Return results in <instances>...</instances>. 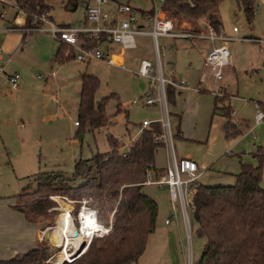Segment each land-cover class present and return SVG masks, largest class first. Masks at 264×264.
I'll use <instances>...</instances> for the list:
<instances>
[{
    "label": "rangeland",
    "instance_id": "1",
    "mask_svg": "<svg viewBox=\"0 0 264 264\" xmlns=\"http://www.w3.org/2000/svg\"><path fill=\"white\" fill-rule=\"evenodd\" d=\"M121 2L125 3L126 0ZM128 2L135 8H152L151 0ZM49 3V14L55 23H74L83 19L82 5L69 11L63 0H49ZM155 3L156 10H161V0H155ZM2 5L8 7L5 16H11L15 7L0 3V12ZM218 10L222 22L221 32L225 37H234L232 28L236 26L238 34L235 37L260 39L258 42L240 39L226 42L230 63L224 68L223 79L219 82L214 81L203 66V57L210 48L207 40L158 38L165 70L177 79L184 77L189 86L187 90L175 93L173 103L168 102L166 89L171 144L178 157L189 156L198 163L202 172L198 182L203 186L234 184L242 162L252 165L259 163L254 155V144L264 143V121L258 124L254 121L258 104H264V0H255V13L251 22L238 8L237 0H222ZM113 11L111 9L112 15ZM163 14L167 15L164 11ZM183 26L185 23L178 25ZM19 34L22 35L21 32ZM134 38L137 47L124 51L123 66L97 60L86 63L76 59L63 66L50 65L58 41L41 31H34L25 38L23 50H20L24 58L17 69L25 74V91L15 101L14 96L8 100L0 97V259L8 257L14 249H21L24 242L12 240L1 231L5 226H14L17 232L21 230L16 219L19 215L9 212L12 209L9 202L23 204L53 190L40 185L47 172L71 177L76 161L90 159L97 152L110 150V135L119 140L120 151L126 152L131 141L139 136L142 121L153 123L164 118L163 107L159 103H144L149 94L147 79L136 72L139 59L154 57L152 39L142 35ZM63 48L65 53H73L69 46L63 45ZM168 62L173 64V69L169 68ZM52 71H55L53 77ZM79 71L91 73L99 79L95 100L100 102L106 98L103 108L109 121L98 129L91 130L88 125L82 128L74 124L78 119ZM229 98L235 117L246 120L249 126L245 129L246 126L244 128L241 123L243 133L233 137H225L222 127L224 119L218 110L214 113L215 99L221 110L228 112ZM134 99L136 103L132 102ZM5 108L9 113H5ZM15 108L18 110L14 111ZM179 134L181 137H178ZM169 160L170 147L163 142L155 152V166L166 168ZM262 166L264 186V161ZM163 176L164 170H150L146 183L160 180ZM82 182L83 178H76L74 184ZM52 184L56 188L62 185L60 181ZM143 191L157 202L155 231L150 235L145 251L130 264H187L189 253L184 230L178 234L174 221L170 225L164 224V220L172 213L167 185L145 184ZM19 194H23L20 199L16 198ZM47 196L53 205L46 209L44 215L37 216L34 223L39 228L51 263L69 262L79 256H67L74 250L69 246L66 253L62 244L64 241L60 237L57 238L53 233L52 238L46 236L56 226L64 227L70 223L68 220L58 224L63 209L72 218L70 221L75 228L79 229L77 215L85 202L96 211V221L104 227L99 233L90 235L82 251L92 237L109 233L113 219L108 205L103 211L94 206L96 203L90 197L78 200L58 194ZM195 226L191 237L192 262L199 259L204 242L196 235Z\"/></svg>",
    "mask_w": 264,
    "mask_h": 264
},
{
    "label": "trees",
    "instance_id": "2",
    "mask_svg": "<svg viewBox=\"0 0 264 264\" xmlns=\"http://www.w3.org/2000/svg\"><path fill=\"white\" fill-rule=\"evenodd\" d=\"M14 1L27 14V23L31 22L33 14L49 13L51 8L49 0ZM63 1L65 7H68L84 6L91 0ZM221 2L222 0H163L162 10L175 19L178 25L189 24L184 29L199 32L210 25L219 30L221 20L218 6ZM237 6L243 11L247 21L251 22L255 13V1L237 0ZM66 56L73 57V53L66 55L62 48L56 53L57 60ZM98 85L99 79L95 75L87 72L81 74L76 121L82 128L88 125L91 130L98 129L109 121L103 108V100L106 98L100 102L95 100ZM173 93L174 88L168 86L169 103ZM262 108L264 110V105ZM227 110L228 112L221 110L226 119L224 135L233 137L241 134L242 126L231 122L232 110L229 106ZM160 133L159 122H153L150 127L141 129L126 152L120 151L119 140L110 135L109 151L97 152L90 159L76 161L71 177L47 172L40 185L53 190L23 204L15 203L11 207L20 211L28 221L34 222L37 216L44 215L46 209L53 205L47 195L58 194L78 200L90 197L96 203L94 206L103 211L109 206L113 219L109 233L92 237L78 257L60 264H130L142 254L149 235L155 229L157 202L143 191V186L148 171H158L154 155L163 142L154 137ZM262 150L263 147H258L254 154L259 160L256 166L243 162L240 164L234 184H199L193 197L196 209L192 222L193 227L196 225V235L204 242L199 259L192 264H264V188L260 185L264 161ZM76 178H83V182L74 184ZM55 181H60L62 185L56 188L52 184ZM22 195L19 194L16 198L20 199ZM68 220L72 223V218L63 209L57 222L64 224ZM49 256L47 247L41 240L32 249L0 259V264H53Z\"/></svg>",
    "mask_w": 264,
    "mask_h": 264
},
{
    "label": "built area",
    "instance_id": "3",
    "mask_svg": "<svg viewBox=\"0 0 264 264\" xmlns=\"http://www.w3.org/2000/svg\"><path fill=\"white\" fill-rule=\"evenodd\" d=\"M0 3L11 5L17 9V14L13 19V26L10 29L20 30L26 34L34 31H46L60 44L72 48L73 58L80 62L101 60L109 64L122 66L123 63L113 58L112 47H119L121 50L136 48L137 44L134 38L136 35L149 36L152 39L154 58L153 60L142 59L136 72L147 79L149 94L144 99V103L146 105L159 103L163 107L164 118L158 121L160 128L162 127L163 130L161 129V133L154 138L169 145L170 160L164 170V176L160 180L148 183H156L161 186L167 185L172 213L164 220V223L169 224L171 221L177 222L181 219L188 243L189 256L187 264H192V215L196 209L193 197L200 184L198 179L202 172L199 170L197 163L190 157L177 158L171 144L172 133L170 132L171 125L166 89L168 86H172L175 89H188L189 86L186 80H176L171 72L165 70L158 38H200L207 40L210 43V48L205 54L203 66L207 72L211 73L216 82L223 79L224 68L230 63V52L226 44L230 38L225 37L220 30L210 25L199 32L178 27L176 20L164 15L162 10H154L152 12L139 11L129 3L115 4L112 15L111 10L105 8L109 5V0H94V2H89L83 6L84 17L82 20L69 24H57L50 19L49 13L45 12L33 14L29 25L25 23L27 14L16 5L14 0L13 2L0 0ZM237 39L260 41L259 38L253 37ZM4 73V66L0 65V76H3ZM7 80L12 89L19 87L18 72H12L7 75ZM219 90L216 92H219ZM132 102L136 103L137 100L134 99ZM258 108L254 116L256 124L264 121V110L261 109L259 104ZM75 124H78V122L75 121ZM150 126L151 123L144 120L142 121L141 129ZM262 147L264 155V145ZM82 210L86 213H91L96 221V211L90 209L84 202L80 206L77 215L79 227L85 221L81 213Z\"/></svg>",
    "mask_w": 264,
    "mask_h": 264
},
{
    "label": "crops",
    "instance_id": "4",
    "mask_svg": "<svg viewBox=\"0 0 264 264\" xmlns=\"http://www.w3.org/2000/svg\"><path fill=\"white\" fill-rule=\"evenodd\" d=\"M109 1H110V3L106 7H108L110 10L111 9H114L115 4H117V3H123V2H121V0H109ZM91 2H94V0H91ZM151 2H152V8H149V9H141V8H135V7L134 8L136 10H139V11L152 12V11L156 10V7H155L156 6V3H155V0H151ZM161 2H162V0H161ZM125 3H129L128 0H126ZM78 6L68 5V7H66V8L69 9V11H74V10H76V8ZM219 6H218V9H219ZM10 7L13 8V6H10ZM7 8L8 7H5V6L2 5V11L0 12V65H3L4 66V69H5L4 75L3 76H0V97L8 100L10 96H14V101H15V99H17L19 97V95L25 91L24 90V88H25V78H26L25 77V74L23 75L22 72H19L17 70L19 68V65H21V63H22V60L21 59L24 58L21 55L20 50L21 51L23 50V45L25 43V38L28 35H31L33 32H30L29 34L24 35L25 33L22 32V31H20V30L10 29L13 26V23H14L13 19L15 17L16 10H15V8H13L14 9L13 14L11 16L7 17V16H5V13H6ZM161 10H162V4H161ZM218 13H219V10H218ZM219 16H220V13H219ZM49 17H50V14H49ZM83 17H84V13H83ZM50 19H51V17H50ZM220 20H221V17H220ZM25 23L28 24V25L30 24V23H27L26 21H25ZM69 23L70 22L63 23V24H69ZM187 27H189V24L185 23V26H183V28H187ZM221 27H222V22H221ZM219 30L221 31V28ZM232 31H233L234 37L232 36L230 39H237V38H239V37H235L238 34V28L236 26H233ZM19 32H21L22 35H20ZM41 32L48 33L46 31H41ZM241 38H245V37H241ZM246 38H248V37H246ZM170 39H184V38H170ZM230 39H228L227 41H229ZM189 41H192V40H189ZM209 47H210V43H209ZM60 48H62L64 50L63 45L59 43L58 44V47H57V49L55 51V53L52 56L51 64L50 65H52V64L59 65L60 64L61 66H63L64 63L69 62L70 60L74 59L72 57L66 56L62 60H57L56 59V53L58 52V50ZM133 49H135V48H133ZM111 50H114V52H112L113 53V58L116 61L123 63L124 62V51L125 50L118 49V47H112ZM65 54L68 55V53H65ZM204 57H203V61H204ZM153 58L151 59V58H148L147 56H144L141 59H139V61L137 63V66L139 65V62L142 59L153 60ZM90 61H88L86 63H89ZM97 61H101V60H97ZM103 62H105V61H103ZM105 63H107V62H105ZM168 64H169V68L170 69H173V64L171 62H168ZM110 65L120 66L118 64H110ZM12 72H18L19 73V87L17 89H12L9 86V83H8V80H7V75H9ZM52 72H54V73L52 74ZM52 72H51V76L53 77V76H55V71H52ZM81 74H82V72L79 71V84H80V76H81ZM173 78L176 79V80H180V79H177L175 76H173ZM181 79L186 80L184 77H182ZM198 82L200 83V80ZM222 86L224 88H226L224 85H222ZM223 87H221V88H223ZM181 90H187V89H177V91H176V89L174 88V93L171 96V103L174 102V95H175V93H177L178 91H181ZM79 92H80V85H79V91H78V99H79ZM217 99H218V97H217ZM218 101H219V99H218ZM218 101L215 99L214 109H215V107H218L216 109V111L218 110L220 112V115L223 117L224 121H223L222 127H224V123H225L226 119L222 115L221 106L218 105ZM78 105H79V100H78ZM78 105H77V110H78ZM263 105H264L263 103H260L259 104V106L261 108H262ZM228 106L232 110L231 111V115H230L231 122L234 123L236 126L237 125L238 126H241V123H243L244 128L246 126L245 129H247L249 126H248V123L246 122V120L235 117L234 111H233V109L231 107V104H230V98H229V101H228ZM17 110H18V108H15L14 109V111H17ZM4 111H5V113H9V110H6V108H5ZM216 111L214 110V113ZM74 124H75V122H74ZM75 126L79 127V124H75ZM249 130H250V128H249ZM178 132L181 134V132H180L179 129H178ZM223 133H224V128H223ZM242 133H243V131H242ZM180 134L178 135V137H181ZM263 145H264V143H259V144H256V145L254 144V147L257 150L258 147H262ZM174 153H175V151H174ZM175 156L177 158H181V157H178L176 155V153H175ZM182 157H189V156H182ZM197 165H198V163H197ZM253 166H256V165L253 164ZM156 168L158 169V172L161 171V170H165V168H158V167H156ZM198 168H199V165H198ZM262 175H263V166H262ZM145 184H151V183H145ZM260 185L264 188V186L262 185V178H261V181H260ZM12 205H13V202H9V206H12ZM9 212L11 214H13V215H15L16 213H18L17 215H19V216H16V219H17V222H18L19 226L21 227V230L19 232H17L15 230L14 226H5V227L1 228V231H3L5 234L9 235V238H12V240H15L16 241L17 239H19V240H24V242L21 245L22 246L21 249H18V248L17 249H14L12 251V254L8 255V257H5V258H9V257H12L13 255L20 254V253L23 252V250L25 252L26 250L32 249V248H34L36 246V244H38L42 240L41 239V236L39 234V232H40L39 231V228H38V226H37L36 223L28 221L25 218V216L20 211H17V210H15L13 208L12 209H9ZM171 222H173V221H171ZM171 222L169 224H165V223L164 224L165 225H170ZM181 224L183 225L181 219H179L177 222H174V227L177 229L178 234H180V232L184 230V228H182ZM154 231H155V229H154ZM152 233L150 235H152ZM150 235H149V237H150ZM149 237H148V239H149ZM148 239H147V241H148ZM146 244H147V242H146ZM145 248H146V245H145ZM145 248H144V251H145Z\"/></svg>",
    "mask_w": 264,
    "mask_h": 264
},
{
    "label": "bare ground",
    "instance_id": "5",
    "mask_svg": "<svg viewBox=\"0 0 264 264\" xmlns=\"http://www.w3.org/2000/svg\"><path fill=\"white\" fill-rule=\"evenodd\" d=\"M81 213L85 218V221L81 227H79V229L75 228L73 223H69L64 227L56 226L55 228L51 229V232L48 233L50 238L52 237L53 233L57 238L60 237L63 239V249L66 250V253L69 246L72 247L74 252L69 253L70 255L67 254L69 257H75L88 242L90 235L93 233H99L104 228L95 221V218L91 213H86L84 210H82Z\"/></svg>",
    "mask_w": 264,
    "mask_h": 264
},
{
    "label": "water",
    "instance_id": "6",
    "mask_svg": "<svg viewBox=\"0 0 264 264\" xmlns=\"http://www.w3.org/2000/svg\"><path fill=\"white\" fill-rule=\"evenodd\" d=\"M140 86L143 87V83H141ZM46 236L48 237V234H47ZM84 246H85V245H84ZM83 248H84V247H83ZM81 252H82V249L80 250V252H79L76 256H78ZM76 256H75V257H76ZM73 259H74V258H73Z\"/></svg>",
    "mask_w": 264,
    "mask_h": 264
}]
</instances>
